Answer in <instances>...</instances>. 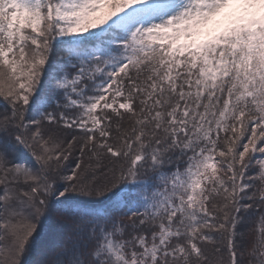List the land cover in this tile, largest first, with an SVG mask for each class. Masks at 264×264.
Masks as SVG:
<instances>
[{
	"label": "snow or ice",
	"instance_id": "obj_1",
	"mask_svg": "<svg viewBox=\"0 0 264 264\" xmlns=\"http://www.w3.org/2000/svg\"><path fill=\"white\" fill-rule=\"evenodd\" d=\"M0 264H264V0H0Z\"/></svg>",
	"mask_w": 264,
	"mask_h": 264
}]
</instances>
